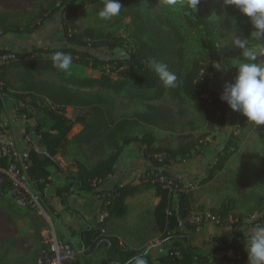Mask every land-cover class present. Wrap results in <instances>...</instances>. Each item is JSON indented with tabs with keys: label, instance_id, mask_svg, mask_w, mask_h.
Here are the masks:
<instances>
[{
	"label": "trees",
	"instance_id": "trees-1",
	"mask_svg": "<svg viewBox=\"0 0 264 264\" xmlns=\"http://www.w3.org/2000/svg\"><path fill=\"white\" fill-rule=\"evenodd\" d=\"M119 2L122 5L121 12L133 10L132 26L135 28L132 35L135 46L126 49L124 53L107 57L99 56L96 52L104 51V49L113 52L117 48L126 47V44L121 39L111 37L103 30L90 27L82 28L77 23L80 18L86 16V11L81 10L82 6H93L99 12L103 7V0H52L46 6L41 5L38 13L30 17L25 26L17 20V14L0 13V37L11 34H33L44 28L48 24V20L55 14H59L63 29L62 42L57 46L51 43L47 47L35 45L30 50L23 52H19L15 48H0V53H15L18 60L13 66H24L35 73L55 75L62 73L53 67L52 57L55 53L70 54L72 58L79 56L80 62L84 66L103 70L101 78L84 79L79 82L80 86H100L120 93L128 80H133L154 90V100H160L165 94L170 93L172 99L191 101L196 111L208 124L217 127L224 126L229 130L235 119L228 106L219 99L221 89L214 86L218 72L212 65L215 62H220L223 68L230 67L231 59L225 49L216 43L218 22L208 17L213 0H201L197 10L189 7L190 0H188V8L194 16L193 19H188L189 24L192 28L200 31L199 43L203 49L205 63H202V59H195L191 67L184 72L181 83L176 87L167 88L150 69L149 63L153 60L161 62L162 59H165L169 70L176 74L177 83L179 74L176 71V60H183V47L180 46L183 36L173 24L169 23V27L165 28L155 24L148 17H144L140 12L141 0H119ZM231 9L247 39L251 31L248 18L242 16L235 7H231ZM145 34H148V38H144ZM254 43L249 40L250 45ZM240 59L243 60L244 57L242 56ZM10 66L12 65L3 68L2 78ZM112 73H116L118 79H114ZM21 90H23L21 93L17 92L15 95L16 103L19 100L24 101L28 95L35 100L44 96L51 101L52 105L57 106L56 108L41 107L38 103H31L32 108L45 112L52 120L50 131L41 130L40 124L35 128V133L39 135L41 143L45 147L44 152H40L34 147L29 138L28 129L25 133V138L30 146L28 151L30 164L27 168V175L32 181L38 183L42 193L50 182L51 171L48 168L50 166L57 167L69 180L66 185L57 188V196L70 212L77 213L69 207L67 201L68 197L74 193V189L79 187L86 192H92L115 174V165L120 159L121 151L119 150L92 167L75 162L78 168L76 173H68L59 166L55 156L68 145V135L74 124L82 123L86 127L85 134L90 137L89 141L100 140L101 137L107 136L114 146L118 147V138L122 135L121 150L131 145L139 146L142 160L147 167L146 173L151 174L143 178L140 184H117L112 191H98L107 212L106 220L125 217L128 212L126 198L134 196L146 188H153L156 196L160 198L153 211L154 225L161 232L162 246L165 251L157 259L153 256L152 249L140 252L121 248L117 239L108 237L102 232V226L94 227L90 223L78 233L83 249L82 259L98 252L102 246H106L108 251L115 252L119 264H129V260L135 256H144L147 264H248L245 251L246 235L243 231L247 222L242 215L236 216L233 213L236 205L235 199H228L220 208L212 210L213 214L220 217L219 224L231 227V234L229 236L212 235L202 245L196 246L191 244L189 232H195L202 224L191 223L189 219L194 203L193 192L179 190L177 192L178 208L175 209L169 189L165 188L160 181L155 180L159 175H163L176 179L179 181L180 187H184L183 180L186 178L180 179L182 177L180 173L172 171L169 166L173 161L189 160L200 154L208 146V142L205 140L207 134L196 139H193L190 134L182 135L181 138L185 140V143L177 148L157 146L156 139L151 132H146L141 137L138 135L129 136L125 133L129 126L139 122L154 123L170 129L168 124L170 126L176 120V112L171 107L151 104L148 105L146 111L136 112L132 116H124L115 122L105 109L66 85L31 80L28 86ZM23 92L28 93L24 94ZM4 100L5 97L0 96V110ZM16 106L17 110H27L26 107L19 109L17 104ZM68 106L87 108L92 116L89 120L85 115L73 120L66 116ZM235 140L236 136L231 135L223 149L216 153L214 165H206L202 184L213 180L217 173L225 168L235 152L237 146ZM5 163V159H0L1 166H5ZM262 164L264 165V156ZM231 215L236 220L231 223L226 222V219ZM263 220L264 214L251 221L250 225L260 224ZM47 247L48 245H44V249ZM76 264L83 263L79 260Z\"/></svg>",
	"mask_w": 264,
	"mask_h": 264
},
{
	"label": "rangeland",
	"instance_id": "rangeland-1",
	"mask_svg": "<svg viewBox=\"0 0 264 264\" xmlns=\"http://www.w3.org/2000/svg\"><path fill=\"white\" fill-rule=\"evenodd\" d=\"M51 1L0 0V12L17 14V20L25 26L29 18L38 13L41 5L46 6ZM81 10L86 11V16L80 18L77 22L82 28L90 27L103 30L111 37L121 39L126 44V47L117 48L113 52L109 49L96 52L99 56L118 55L124 53L126 49L135 46V40L132 37L135 30L134 26H132L133 10L120 12L117 17L111 20L100 19L98 11L93 6L84 5ZM140 12L144 17H148L155 24L165 28L169 27V23L175 25L183 36V41L180 44L183 47V60H176V71L179 74L178 82L174 86L176 87L181 83L184 72L191 67L193 61L198 58L204 59L203 49L199 43L200 31L192 28L189 24L188 19H193L194 16L188 8V0H141ZM213 13L219 19L212 16ZM208 17L218 22L216 43L219 47L225 49L231 59L230 67L217 71L218 76L214 80V86L222 89L224 81H231L235 77L237 73L236 66L242 57L241 51L233 46L232 38L233 36H239L242 39H246V37L236 17L232 14L231 7L226 10V14L222 10L221 0H213ZM234 19L235 22L233 23ZM43 29L42 35L49 40V43L54 44V46L61 44L63 29L59 14H55L50 18L48 25L44 26ZM20 36L22 39L29 37L28 34H21ZM144 38H148V34H145ZM35 42L40 43L39 40H35ZM261 61L264 62V57L261 58ZM161 62L165 63V59H162ZM202 63L204 64L205 60ZM13 64L11 69L6 72V76L1 79L3 97L15 98V95H17L16 90L19 89L23 82L29 80L46 81L78 88L80 87L78 85L80 81L93 77L99 79L103 74V70L92 69L81 64L79 56L73 58L70 70L62 71L59 75L35 73L28 70L27 67H13ZM106 68L108 69V67ZM112 77L118 79L116 73H112ZM11 87H14V89ZM81 87L86 89L81 93L84 98L92 100L96 105L103 107L110 104L113 105L118 101H115L117 98L122 99L123 102L136 98L143 105H147L150 101H156L153 98L154 90L133 80H128L120 93L102 88L107 91L104 94L99 92L98 87ZM44 100L41 97L35 100L28 95L24 103L31 109L30 113L33 114L34 108L31 107V103L46 105ZM160 100L170 105L176 112V120L170 126L168 124L170 129L173 128L170 132L156 130L159 144L177 147L185 143V140L181 138L182 135L190 134L193 139H196L201 135L207 134L205 140H207L208 146L200 154L193 157L198 159V162L189 171L179 172L180 176H182L180 179L184 176L186 178V180H183V188L186 191H192L194 196L193 209L189 218L190 222L200 223L203 226L205 222L213 221L206 218L207 214H211L216 217L215 221L219 223L220 217L215 215V213L213 214L212 210L220 208L228 199H235L236 205L233 213L236 216L242 215L247 222V225L243 227V231L245 228L249 229V227L257 225H250V222L264 214V165L262 164L264 156V125L255 128L252 124L247 123L245 117L231 111L235 119V125L227 130L224 126L217 127L208 124L196 111L193 103L187 99L180 101L172 99L170 93H167ZM78 113L86 114L88 111L85 112L84 109H80ZM237 123L239 126L236 125ZM18 132L19 129H16V133ZM231 135L236 136L235 159L230 164L228 161L225 168L218 172L213 180L202 184L201 181L205 178L206 165H214L216 153L218 150L223 149L225 142ZM218 139L217 146L210 148V144ZM249 161L253 162L250 166L247 164ZM173 198H177V196ZM48 214H52V211L47 200H45L42 209H40L21 205L10 194L0 195V264H18L23 256L28 257L27 261H30V264H38L44 245L49 239V231L52 228ZM230 219L232 221L236 220L231 215L226 219V222L231 223L229 222ZM218 255H221V253H218Z\"/></svg>",
	"mask_w": 264,
	"mask_h": 264
},
{
	"label": "crops",
	"instance_id": "crops-1",
	"mask_svg": "<svg viewBox=\"0 0 264 264\" xmlns=\"http://www.w3.org/2000/svg\"><path fill=\"white\" fill-rule=\"evenodd\" d=\"M43 30L44 29L42 28L41 31L38 30L33 34H30L26 39H22L20 36L21 34H11L0 37V48H15L19 52H23L30 50L35 45L47 47L50 43L46 37H43ZM35 40H39L40 43L38 44L35 42ZM11 67L12 66H10L6 72H8ZM15 67L19 68L24 66ZM27 69L30 70L28 67ZM30 81L31 80L23 82L19 89H15L16 92L21 93L23 91L21 89H24L26 86H28ZM67 87L79 92L80 94L86 90L81 86L78 88L73 86ZM94 87H98V90L101 93L105 94L107 92L100 86ZM11 88L14 89V87ZM23 93L26 94L28 92ZM40 97L43 100L45 99L44 101L46 103V105H41L38 103L41 107H57L52 105L48 98L44 96ZM116 100L118 101L113 105L110 104L109 106L104 107L97 105L105 109L115 122L124 116H132L136 112L146 111L148 105L151 104L170 107V105L165 104L164 101L161 100L150 101L147 105H143V103L136 98L130 101L125 100L124 102L120 98L115 99V101ZM16 104L18 105L19 109L26 107L27 110H17ZM80 109H84V111H88V113L79 114L78 112ZM30 110L31 109L26 106V103H24L23 100H19L16 103L15 98L7 96L5 97L3 107L0 110V124L7 125L9 127L17 147L26 151H29L30 149V146L25 138V133L28 129L30 132L29 138L32 140L34 147L38 151L44 152L45 147L42 145L39 135L35 133V128L38 126V124H40L41 130H49L52 120L45 114V112L41 110L34 109L33 114L30 113ZM89 111L90 110L87 108L68 106L66 108V116L75 120L77 117L85 115L86 119L89 120L92 116ZM234 125L235 122L231 128H233ZM236 125L239 126L238 123ZM16 129H19L18 133H16ZM85 130L86 127L84 124H74L71 132L68 135V145L60 150L55 156L59 166L68 173H76L78 168L75 162H81L87 167H92L100 163L105 158L109 157L111 153L119 150L121 153L120 159L115 165L116 172L110 176L101 187L93 190L92 192H86L79 187L74 189V193L68 197L67 201L69 207L77 213L70 212L57 196V188L62 187L69 182L66 175H64V173H62L57 167L50 166L48 168L51 171V176L49 178L50 182L47 184L44 193L40 191L38 183L30 180L31 190L42 194L51 207L52 214L47 215L50 222L52 223V228L50 231L54 230L60 240L71 243L80 254V261L83 264H119L118 257L115 252L108 251L106 246H102L98 252L82 259L81 255L83 253V249L80 245L78 233L81 229L85 228L88 223L94 227L102 226V232L108 237L117 239L121 248L132 249L140 252H145L148 249H152L153 256L157 259L165 251V249L162 246L161 232H159L154 225L153 211L160 201V198L155 194V190L153 188H146L134 196L127 197V215L125 217L112 218L109 220H106L107 212L105 211L102 203V196L98 194V191L100 190L112 191L117 184H140L143 178L151 175L146 173L147 167L142 160V152L139 149V146L131 145L121 150L120 139L122 135L118 138V147H115L114 143L110 141L107 136L101 137L100 140L89 141L90 137L85 134ZM156 130H164L167 132L171 131V129H167L162 125L139 122L129 126L125 134L129 136L138 135L141 137L144 133L151 132L156 139L155 144L158 146L162 143H158L156 137L158 132ZM53 132L55 133V131ZM218 142L219 139L215 140L214 143L210 144V148H212V146L216 147ZM166 147L177 148L170 146ZM235 157L236 155L234 154V156L230 158L229 164L233 162ZM197 162L198 159L195 158L180 162L173 161L169 167L171 170L177 173L186 172L192 169ZM252 163V161H249L247 164L250 166ZM178 203V198H173V207L175 209L178 208ZM229 222H232V219H230ZM260 225H264V220L262 223H260ZM250 228L251 227H249V229ZM249 229H244L245 235ZM189 234L191 244L200 246L205 241L209 240L211 235L229 236L231 234V227L228 225H221L213 220L205 222L203 226L199 227L195 232L190 231ZM46 245H48L47 242ZM27 260L28 257L23 256L20 258L18 264H30V261L28 262Z\"/></svg>",
	"mask_w": 264,
	"mask_h": 264
},
{
	"label": "clouds",
	"instance_id": "clouds-1",
	"mask_svg": "<svg viewBox=\"0 0 264 264\" xmlns=\"http://www.w3.org/2000/svg\"><path fill=\"white\" fill-rule=\"evenodd\" d=\"M201 0H190L189 7L197 10ZM229 7H235L239 13L248 18L251 31L247 39L233 36L232 44L244 57L236 66L237 73L231 81H224L219 95L221 102L228 108L247 119L255 128L264 125V0H221V8L226 14ZM122 9L119 0H103V7L98 16L102 20L117 17ZM219 19L215 13L212 14ZM235 19L233 20V23ZM249 40L255 43L250 45ZM53 67L58 71L70 70L73 58L70 54L57 52L52 57ZM150 69L158 76L164 86L174 87L177 76L170 71L167 64L153 60ZM212 67L216 71L224 68L220 62ZM245 251L248 264H264V225L257 224L246 233ZM129 264H147L144 256H135Z\"/></svg>",
	"mask_w": 264,
	"mask_h": 264
},
{
	"label": "built area",
	"instance_id": "built-area-1",
	"mask_svg": "<svg viewBox=\"0 0 264 264\" xmlns=\"http://www.w3.org/2000/svg\"><path fill=\"white\" fill-rule=\"evenodd\" d=\"M17 60L18 57L13 52L0 53V96H3L1 91L3 68ZM0 159L6 161L5 166L0 165V195L10 194L21 205L42 209L45 198L42 194L31 190V179L27 175L30 164L29 152L17 147L11 130L3 124H0ZM155 180L169 189L172 197L177 196L179 190H185L173 178L159 175ZM206 218L216 219L211 214H207ZM47 244L48 247L41 252L39 264H76L80 260V254L73 245L60 240L54 230L50 231Z\"/></svg>",
	"mask_w": 264,
	"mask_h": 264
}]
</instances>
